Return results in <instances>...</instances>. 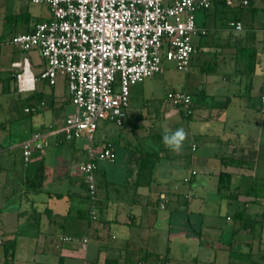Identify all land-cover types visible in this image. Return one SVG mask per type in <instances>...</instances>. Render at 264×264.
I'll return each mask as SVG.
<instances>
[{"label": "crops", "instance_id": "crops-1", "mask_svg": "<svg viewBox=\"0 0 264 264\" xmlns=\"http://www.w3.org/2000/svg\"><path fill=\"white\" fill-rule=\"evenodd\" d=\"M175 1L164 0V3L171 5ZM40 6L47 7L45 16H38L31 7L26 8V10H15L16 16L26 23V31L16 33L14 36L30 33L37 23L45 22L43 21L44 18L46 21L50 20L51 14L48 6ZM259 11L263 13L261 20H257L256 17ZM230 15L232 18H228ZM236 22L242 24L243 29L241 31L232 27L231 24ZM263 24L264 0H254L249 7L239 5L227 7L217 3L208 11L201 12L199 18L197 17V26L207 31L206 35L197 37H210L207 44L200 42L197 46L199 55L211 54L214 49L217 52L219 50L221 52L227 51L229 61L225 62L233 65L232 67L236 72L237 87L240 89L231 93V96L219 95L224 100L215 103L217 107L208 101L212 93L209 94L206 90L198 91L204 93L205 96H202L200 104L195 107L196 109L200 107V110H203V120L210 117V113L213 111L211 109L219 111V117H213L212 120L218 119L220 121L221 124L216 127L220 135L209 141V136L205 132L204 140L207 139L205 155L208 158L202 154L193 156L192 161L201 166L202 164L207 166L206 162H209V167L206 169L191 168L192 177L190 178L192 179L191 182L189 180L190 191L188 194L178 193L182 184H188L182 176L176 175L177 167L171 165L170 170L161 176L158 174V168L161 165L160 159L156 162V168L150 175L149 172L142 169L144 163L142 153H139L136 148H132L130 142L123 140V137H126L124 130H117L111 134L114 136H112V140L106 137V139H98L97 141L94 139L93 142L94 151L97 153L110 143L115 149L116 158H118L114 163L96 160L97 171L103 172L101 174L103 178L101 182L97 181V219L93 220L89 218L90 207L84 210L82 204L79 205L78 202V200L81 202L82 199L88 200L87 191H84L85 184L83 183L81 167L91 159L89 152L91 141L87 135L78 141H64L59 138L60 134H63L60 132L63 128L57 129L54 124L48 127L41 126L42 130L37 132L43 133L45 131L44 133H51V136L44 149L34 151L29 165L32 168L27 175L32 179L35 178V165L44 162L46 181L42 190L44 191L48 181L62 185V191H48L47 195L51 200L63 201V205L55 206V209H45L46 215H44L37 206L35 198L37 194L35 191H28L27 189L22 191L23 202L27 203V207L30 204L32 206L31 211L36 212L33 217L36 224H39V232L36 237L41 236V234L53 237L52 244L55 243V245L58 239L62 238V241L60 240L62 245H56L55 248L59 252L51 262L47 258L38 260L36 256L35 264H179L180 262L177 261L178 246L187 247V257L183 258L181 263L209 264L211 262L213 264L212 260L201 261L199 257L190 254L192 250L189 251V247L196 244L202 250L212 251L214 254L212 259L216 264L219 254L224 253L226 255L228 252L230 254L228 244L231 240L232 231L241 227L239 221L232 219V227L225 225L214 243L212 242L213 245L218 243V247L210 249L211 236L218 227L205 225L200 213H202L204 204L206 205L208 196L212 195V191H214L211 186L216 184L218 185L217 192L214 191L216 195L230 200L225 201L226 204L223 206H226L227 202L228 204L236 202L238 208L235 214L243 213L245 217L256 221L250 239L264 242V111L260 96L264 86V79H262L264 77L262 66L264 63ZM244 49L256 50L258 53L256 73L252 76L248 75L245 68L246 63L239 52ZM22 52L24 51L22 50ZM32 52L36 54V58L28 54L31 53L30 51L24 52L21 60H12V79L18 93H23L18 90L17 75L20 70L14 64L23 63L25 58L29 59L31 72L36 77H39L41 69L45 66V61L40 52L36 50ZM227 56H224L225 60ZM210 67L213 66L209 65L207 68ZM237 76H241V78ZM255 78H260V80L254 82ZM231 82L232 79H228L222 84L229 86ZM35 87L34 91L24 93L37 92L38 81ZM227 96L228 98L225 99ZM211 97L215 100L217 96ZM70 98L69 93L68 101L66 99L59 101L58 106L64 109L68 103L73 108ZM233 99H240L241 102L236 103L235 108L231 109ZM227 102L229 103L226 108L223 107ZM45 106L46 103L43 101L32 104L30 107L34 109L32 112H37L44 109ZM30 107L25 109L26 112ZM70 114L71 112L68 115ZM194 118L187 120L191 123ZM190 129L192 128L190 127ZM58 131L59 133H54ZM25 141L21 143V146ZM215 146L221 147V151H215L216 153L212 156V153L209 152L211 150L207 147ZM50 147L61 150L56 158V162L60 161L59 172L56 176L50 174L48 176L49 171L45 163L46 159H44L46 157L44 150ZM192 151H198L195 144ZM232 159L240 160L243 163L238 168L231 167L228 165V160ZM200 172L204 174L205 180L193 178ZM206 187L210 193H208V189L205 190ZM57 195H62V197L59 198ZM188 195L195 197V199L186 200L185 197ZM218 208H221V205ZM2 213L3 211L0 209V245L3 246V253L7 261L10 259L6 256L5 246L7 242L15 240L10 238L14 226L9 230L3 227ZM26 213L22 212L21 215ZM230 220L228 217L227 221ZM204 236L208 239L205 242L203 241ZM65 238L72 240L66 242L63 240ZM84 239L88 240L86 247L83 245ZM248 244L251 245L252 241L249 240ZM250 251L253 253L252 249ZM16 254L17 249L14 258L11 259L12 261L15 260ZM229 264H237L231 255H229ZM238 264L241 263L238 262Z\"/></svg>", "mask_w": 264, "mask_h": 264}, {"label": "rangeland", "instance_id": "rangeland-1", "mask_svg": "<svg viewBox=\"0 0 264 264\" xmlns=\"http://www.w3.org/2000/svg\"><path fill=\"white\" fill-rule=\"evenodd\" d=\"M29 7L38 16H45L47 14L46 6L36 5L24 0H0V68H2L0 69V209L3 211L1 216L4 222L3 227L9 230L14 226V229L11 230L12 234H10V238L17 239V254L14 261H6L3 246L0 245V264H35L37 260L35 258L36 256L38 260L47 258L51 262L59 252L55 248L56 245H62V238L60 239L61 241L58 239L55 245V243L52 244L53 237L42 234L36 237L39 232V224H36L33 219L36 212L34 210L33 212L31 211L32 206L30 204L27 207V203L23 202L22 191L25 190V177L32 167H29L25 162L21 143L27 139L29 140L35 132L41 131V126L43 125L48 127L54 124L57 129H62L65 126V120L69 116L68 114L74 112V107L72 108L71 104L66 103L64 109L58 106L59 101H64L65 99L68 101L69 99L68 87L63 78H59L58 84L55 87L49 86L44 81H38V90L34 93H18L15 90L11 63L13 59L21 60L24 52L12 40L14 34L26 31V23L16 16L15 10H26ZM201 12L204 11L197 13L198 18ZM231 16L228 18H232ZM262 16L263 13L259 11L256 15L257 20H261ZM43 21H46V19L44 18ZM193 38L194 45L198 46L200 42L207 44L210 37ZM213 51L211 54H196L187 72L179 71L174 61L164 59L161 73L131 87L130 107L124 125L118 128L112 124L106 125L104 122H101L100 128L95 135V140L106 139V137L112 140L113 135L111 134L114 131L124 130L126 137H123V140L130 142L132 148H136L139 153L159 152L160 155L161 152V165L158 168V174L161 176L165 175L170 170L171 165L175 168L177 167L176 175L182 176L188 184H182L178 193L188 194L190 191L189 183L192 179L190 178L192 177V174H190L191 168L206 169L209 167V162H206L207 166L204 164L201 166L197 162H193L192 157L202 154L205 155L207 152L205 146L207 139L206 141L204 140L205 132L209 136V141L216 139L220 135V132L216 129L217 125L221 124L220 121L218 119L212 120L213 117H219V111L217 109H211L213 111L210 113V117L207 120H203L204 112L200 110V107H197L194 115L195 118L193 122L189 123L187 118L182 114V110L173 105L169 100V94L186 93L194 96L198 91L206 90L207 93H212L211 96H217L215 100L211 96V98H208V101L217 107L215 103L224 100L219 95L231 96V93L239 90L240 88L237 87L238 83H236V72L232 67L233 65L225 62L229 61L227 56L229 53L227 51L221 52L220 50L217 52L216 49ZM28 54L36 58L34 52L31 51ZM224 56H227L226 60ZM216 63L218 64L216 65ZM203 65H206V68L212 65L215 71L211 74H203ZM262 66L264 71V63ZM237 77L241 78V76ZM228 79H232L229 86L228 84H222ZM258 80L260 78H255L254 82H258ZM227 98L228 96L225 99ZM43 101L46 103V106L41 111L33 113L26 112L25 109L29 108L32 104H38ZM240 102V99H233L231 109H234L236 103ZM180 127H183L187 132V138L182 150L180 152H174L164 146L162 134L165 129L175 130ZM59 138L66 141L64 133L60 134ZM194 144L198 147L197 152L192 151ZM207 148L211 150L209 152L212 153V156L216 153L215 151H221V147L217 148L215 146ZM60 152L61 150L52 147L44 150L46 155L44 159H46L45 163L49 171L48 176L49 174L52 176L58 174L60 161L56 162V158ZM205 156L208 158L207 155ZM84 161L86 160L84 159ZM101 174H103L102 171H97L96 181H102L101 179L103 177ZM193 178L196 180H205L202 172ZM11 183L12 185H10ZM211 188L217 192L218 185H212ZM207 189L206 187L205 190L207 191ZM62 190V185L48 181L44 191L42 190L41 193L35 195L37 206L42 214L45 212V209H55V206L60 207L63 205V201L58 199L51 200L47 195L48 191L60 192ZM214 191H212V195L208 196L206 205L204 204L202 213H200L203 216L202 222L205 225H216L218 227V229L213 231L214 233L210 232L213 233L211 236L212 239L210 240L211 250L212 247H218L219 245L218 243L213 245L212 242L214 243L221 229L225 225L232 227V219L235 220V212H237L238 208L235 204L236 202L229 204L227 202V205L223 206L226 204L225 201L230 200L226 197H218ZM208 193H210V190ZM221 198L224 201L223 203ZM185 199L193 200L195 197L188 195ZM78 202L79 205L82 204L81 206L84 210L90 207L89 200L82 199L81 202L80 200ZM219 205H221V208H218ZM27 211L28 213H26ZM22 212L26 214L22 216ZM44 215L46 214L44 213ZM228 217H230V221H227ZM250 237V235L244 234L238 240V243L236 242L235 247L243 248L240 249L242 252H249L252 249L253 253L247 257L241 254V252L236 251L237 253L233 254L234 261L237 264L238 262L241 264H264V242L251 240ZM203 238L204 242L208 240L206 236ZM249 240L252 241L251 245L246 244ZM189 251L190 254L199 257L201 261L212 260L214 264V260L212 259L214 254L212 251L202 250L197 244L189 247ZM224 255V253L218 255L216 264H229V252ZM185 257H187V247L178 246L177 261L180 262L179 264H185L181 263ZM209 264L212 263L210 262Z\"/></svg>", "mask_w": 264, "mask_h": 264}, {"label": "built area", "instance_id": "built-area-1", "mask_svg": "<svg viewBox=\"0 0 264 264\" xmlns=\"http://www.w3.org/2000/svg\"><path fill=\"white\" fill-rule=\"evenodd\" d=\"M24 1L47 5L51 18L37 23L30 33L13 37L16 46L24 52L39 51L45 61L39 77L32 74L29 59L14 64L20 70L18 90L34 91L37 81L56 86L59 78L66 80L74 112L66 118L60 132L69 142L84 135L91 141V159L81 167V172L91 190L90 218L96 220V160H117L111 144L98 153L94 151L100 123L123 126L130 107L131 87L161 73L164 59L174 61L179 71H189L193 56L198 53L193 37L207 33L197 26L199 11L209 10L215 2L227 7H249L254 0H176L171 5L164 0ZM231 25L239 31L243 29L239 22ZM260 96L264 111V86ZM169 100L186 115L193 114L190 95L171 93ZM50 136L51 133L36 132L22 144L26 164L31 162L34 151L47 146ZM87 242L84 239V247Z\"/></svg>", "mask_w": 264, "mask_h": 264}, {"label": "trees", "instance_id": "trees-1", "mask_svg": "<svg viewBox=\"0 0 264 264\" xmlns=\"http://www.w3.org/2000/svg\"><path fill=\"white\" fill-rule=\"evenodd\" d=\"M217 3L223 4L221 2H215L214 5H216ZM239 52L242 55L243 61L246 63V67L245 68H246V71H247L248 75H250V76L254 75L256 73V68H257V66H256L257 65V56H258L257 51L256 50L244 49V50H240ZM202 72H204V73H212V72H214V68L213 67H210V68L204 67V68H202ZM202 96H205L204 93H202V92H197L196 95L190 96L192 98V101H193V104H192V107H193V110H194L193 114H191L189 116V115H186L183 112V110L181 111L182 114L187 119L190 120L191 118L194 117V114H195L194 112L196 110L195 106L200 104V99L202 98ZM228 103L229 102L225 103L223 107L226 108ZM39 111H41V110H39ZM28 112L29 113H33L32 111H28ZM104 123L106 125L112 124L114 126H117L118 128H121L120 126H118L116 124H113V123H110V122H104ZM109 144L110 143L106 144V147ZM142 155H143V160H144L142 169L144 171L149 172L150 175H151L153 173L154 169L156 168V165H157L156 162L160 160V155H159V153H148V152L142 153ZM242 163L243 162L240 161V160H235V159L228 160V165H231V167L238 168L239 166H241ZM30 164H31V162L29 164H27V165L29 166ZM224 164H227V163H224ZM34 172H35V178L32 179L28 175H27V177H25L24 187L28 191H35V194H38V193L41 192L42 188L44 187L45 181H46V167L44 165V162H39L38 164H36V166L34 168ZM82 175H83V173H82ZM220 181L224 182L222 180H220ZM83 183L85 184L84 185V191H87V198H88V200L90 202V211H91V197H92L91 196V190L89 188L88 183L85 180V176L84 175H83ZM57 196L59 198L62 197V195H57ZM97 202H98V200H97ZM89 215L91 217V214H89ZM235 220H237V221H239L241 223V227L238 230L232 231L231 240H230V243L228 244L229 245L228 246V248H229L228 251H230V255L231 256H233V254L237 253L236 251H238V252H241V254H243V255L248 257V256L251 255L252 252L249 251V252L244 253V252H242V250H240V249H243V248H239L237 246L235 247V244H236V242L238 243V240H240L241 237L244 234H246V235H251L252 234L256 221L245 217V215L243 213L236 214L235 215ZM246 244H248V243H246ZM5 247H6V251L5 252H6L7 258H9L10 260L13 259L14 258V254H15V250H16L15 249L16 248V241L14 240L12 242H10V241L7 242Z\"/></svg>", "mask_w": 264, "mask_h": 264}, {"label": "clouds", "instance_id": "clouds-1", "mask_svg": "<svg viewBox=\"0 0 264 264\" xmlns=\"http://www.w3.org/2000/svg\"><path fill=\"white\" fill-rule=\"evenodd\" d=\"M187 138V132L183 127L175 130L165 129L162 134V142L166 148L174 152H180Z\"/></svg>", "mask_w": 264, "mask_h": 264}]
</instances>
